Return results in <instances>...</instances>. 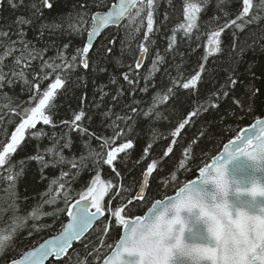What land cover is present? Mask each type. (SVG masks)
Wrapping results in <instances>:
<instances>
[{
    "label": "snow or ice",
    "instance_id": "obj_1",
    "mask_svg": "<svg viewBox=\"0 0 264 264\" xmlns=\"http://www.w3.org/2000/svg\"><path fill=\"white\" fill-rule=\"evenodd\" d=\"M211 0H183L182 15L183 21L178 23L172 29V34L168 38L166 52H172L178 45L177 33H182L179 39L192 38L194 30L199 32L201 13L207 10ZM240 7L236 10L234 18L225 19L222 25H218L210 32L207 44L205 45V54L202 60L207 61L209 57L222 52L221 35L226 31H232V42L228 47L230 67L224 69L226 72L225 83L216 91L211 92V96L216 100L227 98L234 86L237 85L240 76H247L249 83L245 85L247 100V109L252 111L255 100L260 93L256 87V76L253 71L254 65L248 64L244 72H239L238 68L244 63V55L249 50L257 47L264 52V29L262 35L256 37L254 33H246L245 29L253 24H258L264 20V0H238ZM96 7H101L99 0H93ZM171 4V0H169ZM226 0H218L217 8L223 11ZM9 8L15 12L25 8L28 15H19L11 20L10 23H0V95H3L7 103H4L2 109L10 113L8 123H12V117L18 118L14 130L10 136L5 130L4 136L0 137V182L6 184L4 189L8 193L2 212H0V260L5 264H46V262L55 261L56 264H70L71 253L75 242L82 243L87 250L90 241L85 243L89 230L94 228L97 223H102L106 218V213L114 218V222L109 219L113 226H119L123 229V235L119 237L115 246L107 245L110 254L105 255L102 264H131L124 261L125 253L138 254L139 264H264V205L256 204L254 201L245 203L242 207L233 209L229 206L227 197L230 192H246L252 197L257 195L264 197V184L253 182L250 187L241 189L236 186L235 181H230L227 175V165L235 157L241 155L250 158L253 161H264V119L257 118L255 123L250 127L242 130V134L235 137V140H229L224 145L223 152L213 158L212 163H205L199 168V176L195 180L188 181L180 187L174 196L165 200H157L148 209L146 215H132L134 201L141 202L145 198V189L149 187V178L154 171L158 169V162L153 159L148 163L147 168L143 171V182L139 185V193L128 199L127 204H121L114 210L111 205L105 204V197L109 196L114 190L111 179L104 180L101 178L99 165L102 163L112 168L116 177L121 173L114 165L120 154L134 148L132 139H126V142L114 146L118 139L124 138L127 133L132 131V125L128 121H133L132 115H119L109 108L102 115L105 118L115 116L108 127L113 129L111 137L97 136L95 132H90L89 127L84 125V121H91L92 116L86 113L83 107L86 95L81 97V108L74 111L70 120L55 121L56 104L58 91L66 88L70 76L78 69L88 70L93 64L90 54L95 52V64L99 65L106 61L113 54L115 39L109 41L108 45L102 49H96L94 37L101 35L102 31L109 26H120L124 20H128L127 25L123 27L127 30L135 24L134 32L139 33L145 25L143 31V41L139 43V55L135 59L134 65H128V71L122 72L123 80L129 86V94L134 97L136 91L147 93L150 88H156L157 85L149 83L148 77H144L145 84L143 88H138L139 72L143 66L144 60L149 56V45L154 44L152 36L155 35L159 28L155 26V13L159 7V0H116L106 11H96L89 13L92 6L88 0L78 3L79 11L70 12L67 16H61L57 19L59 22L47 23L48 17L44 15L45 10L51 11L55 4L52 0H7ZM225 17L229 13L224 12ZM89 19L91 20L90 28H87ZM168 17L165 15V20ZM217 18H213L215 20ZM138 21V23H137ZM39 22V23H38ZM66 25V27H65ZM36 26L39 36L43 39L45 30H49V35H55L59 32L61 35H83L87 32V39L82 47L75 49V52L66 55V50L70 47V42L63 44L62 48L58 47L55 41L46 42L43 47H38L33 40L27 39V27ZM235 29V30H233ZM251 41V43H249ZM55 50V54L48 56L50 51ZM193 51H195L193 49ZM183 56V53H180ZM164 62V57L159 52L156 53L152 61L150 75L159 71L158 64ZM119 63V61H117ZM38 64V69L36 65ZM179 69V66H177ZM99 72H105L106 69L99 67ZM167 71V70H166ZM206 71L205 63H199V70L194 75L187 78L181 83L180 78L170 77L172 86H168L166 92L161 94L156 92L152 97V104L147 111H143L145 117L155 112L157 119L160 118V112L156 111L157 107L165 104L170 97L176 93L174 88L180 85L183 90H195L198 83L202 82V74ZM28 73H32V79L28 78ZM54 80L41 91L44 81L50 77ZM235 77V78H234ZM77 81L81 79L76 78ZM17 83L21 84V92H26L29 99L22 104L13 106L12 98L5 88H13ZM242 83V82H241ZM109 84L118 85V80L110 78ZM231 85L232 87H229ZM107 85L100 86L98 92L100 101H103L109 94L104 91ZM125 89L121 86L116 90V94L111 97L114 106L120 104V98L124 96ZM141 101L133 99V104L139 105ZM133 104H125L122 110L130 109L131 113L139 114L138 108ZM234 104L244 107L241 99H235ZM97 109L100 103L94 105ZM219 105L215 102L207 107L200 105L197 110H193L182 119L172 132V144L163 151L161 159L169 158L174 151V144L178 143L176 137L181 134L193 117L200 115L202 111L208 108L216 109ZM142 111V110H140ZM248 112H245L247 115ZM227 115V113H226ZM123 121L126 129L120 126ZM4 123V115H0V124ZM134 123V121H133ZM37 125L51 126V134L45 132L43 127L37 128ZM61 128V132L55 131ZM67 129V131H64ZM72 133L78 134L81 138L88 137L84 141V147L88 148V156L80 155L78 158L65 154V149L71 150L73 146ZM204 135V133H201ZM47 138L50 146L43 149L37 145L35 154L22 159L18 162L13 160L18 150H22L24 145L31 139ZM99 141V151L90 147L92 139ZM195 143V140L192 141ZM149 144L144 148L143 154L146 157ZM191 144L184 148L185 160L190 154ZM92 157L93 169L95 175L87 187L73 195V184L81 175L83 169L88 165L85 161ZM185 160L180 161V168L185 167ZM30 161H36L40 165L42 178L44 169L48 167L59 168V176L51 178L47 191L42 193L41 202L32 208L26 215H20L21 209L17 204V183L18 179L24 172L26 164ZM67 166V170H65ZM17 168L19 170H17ZM172 180L177 179L172 174ZM214 184V190L204 187L207 182ZM192 193H203L211 200L222 201L217 204L220 209L218 215H212V226L208 230H202L198 227L200 220L193 210L199 208V216H208L207 210L200 205L197 200L192 198ZM46 197V198H45ZM78 197V198H77ZM63 203V207H54L52 211H43L45 205L55 206ZM163 209V211H161ZM174 209V215L170 218L165 213ZM252 209V211L246 210ZM182 210H188L194 213L191 218L183 217ZM67 213L68 222L62 224L61 230L57 235L45 239L38 246L32 247L19 253L18 258L13 256L8 258L9 253L15 252L14 237L23 229L28 228L27 235L31 236L33 232H39L43 229H51L52 224H39L42 217H52L53 223L59 218L60 213ZM4 213H9L7 218ZM29 220L33 221L29 226ZM188 228L193 233L194 243L187 250L183 248V237L185 230ZM104 234L109 232L108 224L102 229ZM161 237H166L169 246L161 249L158 244ZM130 238L132 246H129ZM174 242V243H173ZM103 245V239L100 240ZM96 261H100L99 249L93 248Z\"/></svg>",
    "mask_w": 264,
    "mask_h": 264
},
{
    "label": "trees",
    "instance_id": "obj_2",
    "mask_svg": "<svg viewBox=\"0 0 264 264\" xmlns=\"http://www.w3.org/2000/svg\"><path fill=\"white\" fill-rule=\"evenodd\" d=\"M115 1L99 0L101 7H96L93 0H88L89 4L92 5L89 8V13L106 10ZM26 2L30 3L31 0H26ZM52 2L55 7L51 11L45 10L44 13L48 17L47 23H52L54 20L58 23L59 20L57 18L74 12V6H77L75 11H79L78 3L83 2V0H52ZM217 3L218 0H211L207 10L201 13L198 21L200 24L199 32L194 30L190 41L187 38L179 39L182 33H177L178 45L174 51L166 52L168 38L172 34V29L183 21V0H171V4L169 0H159V7L154 16L155 26L159 28V31L151 37L155 43L149 45V56L144 60L142 68L138 70V88L144 87V77L146 76L149 79V83L154 82L157 85L154 89L150 88L147 93H141L137 90L134 97L131 96L129 94V86L121 75L122 72L128 71V65H134L135 59L139 55V43L143 41V31L146 29L145 21V25L139 33L134 32L135 24L126 30L123 25L129 23L127 19L120 26L106 29L94 43L96 49H102L108 45L109 41L115 39L113 54L99 65L95 64V52L90 54L93 60L90 68L88 70L78 69L70 76L66 88L58 91L57 98L54 101L57 106L54 109L56 112L54 119L57 123L60 120H70L73 112L80 110L81 97L85 95L86 100L83 107L86 113L92 116V119L90 122L85 120L83 123L89 127L90 132H95L97 136L111 137L113 135V129L108 127V125L111 124L115 116L105 118L102 115L109 108H112L115 114L133 116L134 123L133 121H128V124L132 125V131L127 133L126 130V136L118 139L114 145L118 147L119 144L126 142V139L129 138L134 143L133 149L126 150V158L125 154H120L117 161L114 162L116 169L121 173L120 177H116L110 166L102 163L99 165L101 178L104 180L111 179L114 186H116L110 195L105 197L106 206L110 204L113 210L121 204H127L128 199L136 195L143 180V171L146 170L148 163H151L153 159L157 160L158 169L149 178V187L145 198L141 202L134 201L135 206L132 215H142L154 201L173 195L184 183L197 177L199 168L203 167L205 163H209L221 151L225 143L236 137L243 127L250 125L257 118L264 115V52L258 47L245 53L244 63L238 68V71L242 73L248 64L254 65L255 83L256 87L260 89V93L255 100L253 110L248 111L247 100L245 99V85L249 83L247 76L239 77L240 82L234 86L233 91L230 92L227 98L216 100L211 96V92L216 91L225 83L226 72L224 69H229L230 67L227 49L232 42V31L226 30L221 35L222 52L209 57L207 61L202 60L205 54V45L210 32L218 25H222L225 19L234 18V15L237 14L236 10L240 7L238 0H226L222 11L217 8ZM254 3H258V0H254ZM224 12L229 13V15L225 17ZM19 15H28V12L25 8L13 12L7 4V0H0V23H10L13 18ZM165 15L168 17L167 20H165ZM214 17L217 19L213 20ZM90 26L91 20L89 19L86 27L90 28ZM262 29H264V20H261L258 24L248 26L245 32L254 33L256 37H259L262 35ZM27 39L35 41L38 47H43L46 42L55 41L57 46L62 48L63 44L70 42V47L66 50V55L70 57L76 48L83 46L87 39V32L85 31L83 35L71 36L61 35L59 32L55 35H49V30L46 29L45 35L41 39L38 28L32 26L27 27ZM157 52L164 57V62L157 65L159 71L150 75L152 61L155 59ZM180 53L184 55L181 56ZM54 54L55 50L50 51L47 55L52 56ZM199 63H205L206 71L202 74V82L198 83L195 90H183L180 85H176L174 88L176 94L170 97L168 102L157 107L156 111L161 114L159 119L156 118L155 112L148 117L143 115V111H147L151 106L152 97L156 92L163 94L168 86H172L170 77H178L182 83L187 78H190L191 75H194L195 71L199 70ZM177 66H179V69ZM36 67L39 70L38 64ZM99 67L105 68L106 71L99 72L97 70ZM77 77L81 79L77 81ZM28 78L32 79V73H28ZM54 78L53 76L44 81L41 91L46 89ZM110 78L117 79L118 85L109 84ZM103 85H107L104 91L108 92L109 95L103 101H100L98 88ZM121 86L125 89L124 96L120 98V104L114 106L111 97L116 94L117 88ZM229 87L232 86L229 85ZM4 91L12 98L13 106L22 104V102L29 99L26 92H21L20 83H17L13 88H5ZM133 99L139 100L141 103L135 105L133 104ZM235 99H241L244 107L241 108L235 105ZM213 102L217 103L219 107L216 109L208 108L207 111H202L200 115L193 117L190 123L185 126V129L181 131V134L176 137L178 143L172 145L174 151L169 158L162 160L163 151L172 144V132L182 119L189 112L197 110L200 105L207 107ZM4 103H7V101L3 95H0V106ZM95 103H100L98 109L94 106ZM125 104H133V106L138 108L139 114L131 113L130 109L122 110V106ZM245 112H248V114L245 115ZM0 115H4V123L0 124V137L4 136L5 130L10 136L15 124L19 122L18 118L12 117L13 122L8 123L11 114L7 113V110L2 109V107H0ZM119 123L121 127L126 129L123 121ZM41 127L49 135L53 130L51 126L37 125L38 129ZM55 131L59 133L62 129L58 127ZM64 131H67V129H64ZM201 133H204V135H201ZM71 135L73 146L71 150L65 149V154L69 157L75 155L77 158L80 155L88 156L89 150L84 147V141L88 137L81 138L76 133ZM193 140H195V143H192ZM149 144L152 147L145 157L143 150ZM190 144V154L185 160L183 149ZM37 145L43 149L46 146H50V141L47 138H41L40 140L31 138L22 150H18L13 160L18 162L34 155ZM90 147L99 151V141L93 138L90 142ZM181 160H185L184 168L179 166ZM85 163H87L88 167L82 170L81 175L73 184L74 196L87 187L91 182V178L95 175L92 157H89ZM17 170L19 169L17 168ZM65 170H67V166H65ZM59 172L60 169L58 167L53 168L50 166L44 169L43 174L46 178H42L40 165L36 161H30L26 164L23 174L18 179L16 189L17 204H19L21 209L20 215H26L41 202V194L47 191L50 179L59 176ZM173 173L177 177L175 181L171 178ZM5 188L6 184L0 182V212H2L6 201H8V193L5 192ZM63 206L62 202L55 206L45 205L43 211H52L54 207ZM8 215L9 213H4L5 218ZM109 219L114 222V218L110 217V213H106L104 221L94 225L89 234H86L85 243L91 242L87 250L82 243H74L73 249L70 250V264H99L103 257L110 252L107 245L110 244L112 247L115 245L121 235L122 227L113 226L112 223H109ZM66 221V212L60 213L55 223H53L52 217H42L40 221H35V223L39 224H52L53 227L51 229L42 228L39 232L34 231L31 236L27 235L28 228L23 229L14 237L15 252L9 253L8 258L10 259L13 256L18 258L19 253L36 246L44 238L57 234L61 230L62 224H65ZM32 223L33 221L29 220V226ZM105 224L109 226L107 234L102 231ZM0 231H2V228H0ZM101 239L104 241L103 245L100 243ZM94 247L99 249L100 261H96L95 253L93 255L88 254L93 252ZM0 264H5V262L0 260ZM47 264H56V262H47Z\"/></svg>",
    "mask_w": 264,
    "mask_h": 264
},
{
    "label": "water",
    "instance_id": "obj_3",
    "mask_svg": "<svg viewBox=\"0 0 264 264\" xmlns=\"http://www.w3.org/2000/svg\"><path fill=\"white\" fill-rule=\"evenodd\" d=\"M115 26V25H114ZM110 27H113V26H109L107 27L106 29L110 28ZM104 29L102 31V33L106 30ZM101 33V34H102ZM99 37V36H98ZM98 37H94V42L96 41V39ZM261 119H264V116L261 117ZM256 121V120H255ZM255 121L252 123L254 124ZM251 124V125H252ZM251 125L249 126H246L244 127L243 129L245 128H248L250 127ZM241 129L238 133V135H241L242 134V130ZM237 135V136H238ZM231 140H235V137L232 138ZM228 143V142H227ZM225 143V144H227ZM224 148V146H223ZM223 148L221 149V151L215 155L214 157L216 156H219L222 152H223ZM213 157V158H214ZM213 158L211 159V161L208 163V164H211L212 163V160ZM227 175L230 179V181H235L236 182V186L240 187L241 189H246L248 187L251 186V184L253 182H258L260 184H264V161H261V162H257V161H253L251 160L250 158L246 157V156H239V157H235L233 158L227 165ZM198 176H199V171H198ZM197 176V177H198ZM197 177H195L194 179L192 180H195L197 179ZM191 181V180H190ZM143 182V181H142ZM187 183V182H186ZM185 184V183H184ZM183 184V185H184ZM183 185L181 187H183ZM204 187H206L209 191H213L214 190V184L209 181L207 182L206 185H204ZM179 190V189H178ZM177 190V191H178ZM176 191V193H177ZM147 192V188L145 189V194ZM139 193V189L136 193V195ZM176 193H174L173 195L171 196H174ZM171 196H168V197H171ZM168 197L164 198V199H159V200H165L167 199ZM227 199L231 202V204L233 205V209L235 210V208H239V207H242L245 203H250V202H255L256 204H259V205H264V197H261L259 195H257L256 197H252L250 194L246 193V192H242V193H236L235 191H232L230 192L229 196L227 197ZM157 201V200H156ZM155 201V202H156ZM153 202V203H155ZM152 206V205H151ZM150 206V207H151ZM149 207V208H150ZM148 208V209H149ZM148 209L145 211L144 214L142 215H146L147 212H148ZM162 210V209H161ZM246 210H249V211H252V209H246ZM174 209L172 210H169L168 212V216L169 218L174 215ZM181 215L183 217H186V218H189V220L191 221V218L194 216V213H188L187 210H182L181 212ZM68 222V218H67V221L66 223ZM65 223V224H66ZM198 227L202 230H205L206 231V226L203 224L202 221L199 222L198 224ZM91 230V229H90ZM89 230V231H90ZM58 234V233H57ZM56 234V235H57ZM121 235H123V229H122V232H121ZM120 235V236H121ZM53 236V235H52ZM51 237V236H50ZM50 237H47L45 239H49ZM44 239V240H45ZM185 239L188 241V242H195L194 239H193V233L191 230H189L188 228H186L185 230ZM44 240H42L40 243H42ZM40 243H38L36 246H38ZM115 246V245H114ZM35 247V246H34ZM110 254V252L108 253ZM107 254V255H108ZM123 260L124 261H129L131 262V264H139V256L138 254H131L129 255L128 253H125L124 256H123ZM47 264V262H46ZM99 264H102V261L99 263ZM173 264H176V262L174 261Z\"/></svg>",
    "mask_w": 264,
    "mask_h": 264
},
{
    "label": "clouds",
    "instance_id": "obj_4",
    "mask_svg": "<svg viewBox=\"0 0 264 264\" xmlns=\"http://www.w3.org/2000/svg\"><path fill=\"white\" fill-rule=\"evenodd\" d=\"M209 192H212V191H209ZM191 195H192V198L194 200H197L200 203V205H202L207 210V212L209 213L208 216H199L198 215L199 208L193 210V212L195 214H197L198 219L200 221H202L203 224L206 226V230L210 229L211 226H212L211 216L212 215H218L220 209L217 207V204L222 203V201H219V200L215 199V197H213L211 200H209V198L206 197L203 193H192ZM228 204H229V206L232 205L229 200H228ZM161 211H163V209ZM187 212H188V210H187ZM167 214H168V212L165 213L166 216H168ZM193 243L194 242H188L185 239V234H184V237H183V248L182 249H177V251H180V250H185L186 251L187 248L190 247ZM129 246H132L131 238H130V241H129ZM158 246L161 249H166L169 246V241L167 240L166 237H161V239L159 240Z\"/></svg>",
    "mask_w": 264,
    "mask_h": 264
},
{
    "label": "bare ground",
    "instance_id": "obj_5",
    "mask_svg": "<svg viewBox=\"0 0 264 264\" xmlns=\"http://www.w3.org/2000/svg\"><path fill=\"white\" fill-rule=\"evenodd\" d=\"M115 2H116V1H115ZM107 9H108V8H107ZM107 9H106V10H107ZM106 10H98V11H106ZM96 40H97V39H96ZM94 43H95V42H94Z\"/></svg>",
    "mask_w": 264,
    "mask_h": 264
}]
</instances>
